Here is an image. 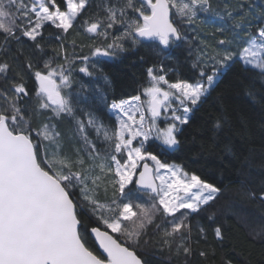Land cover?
Here are the masks:
<instances>
[{
	"label": "snow or ice",
	"instance_id": "1",
	"mask_svg": "<svg viewBox=\"0 0 264 264\" xmlns=\"http://www.w3.org/2000/svg\"><path fill=\"white\" fill-rule=\"evenodd\" d=\"M92 4L0 0V264H158L160 253L166 264H217L227 235L209 209L222 189L161 157L182 149L199 116L213 143L228 137L229 96L218 89L230 73L264 108V0H103V15ZM73 34L87 37L89 54H78ZM192 40L202 45L194 82L169 80L174 69L160 60L146 67L140 94L109 95L107 63L140 48L191 54ZM74 72L96 86L74 91ZM82 102L90 108L78 112ZM242 195L264 205V179L243 182ZM251 239L264 247V228Z\"/></svg>",
	"mask_w": 264,
	"mask_h": 264
},
{
	"label": "trees",
	"instance_id": "2",
	"mask_svg": "<svg viewBox=\"0 0 264 264\" xmlns=\"http://www.w3.org/2000/svg\"><path fill=\"white\" fill-rule=\"evenodd\" d=\"M252 2L259 3V0ZM102 8L103 0H93L90 11L92 13L99 11L100 15H103ZM181 27L187 29L189 26L181 25ZM197 31L209 43L213 42L208 29L200 27ZM45 35L47 36V33ZM186 35L191 38L197 33L187 31ZM69 39H75L78 45H82L78 49L79 55L89 54L91 44L86 36L73 34ZM102 41V37L96 38L97 44ZM12 47L15 49L16 45L13 44ZM199 48H202L200 41L192 40L191 54L188 46L185 45L181 49H172L170 59L157 57L148 49L140 48L135 53H129L125 58L107 63L104 66L105 71L113 81V91L109 95L119 101L140 94L141 86L146 83V67L160 60L174 69L168 73L169 80L175 81L179 77L194 82L196 73L192 68V62L196 59ZM140 56H144L145 60L140 61ZM73 75L77 81L73 85V90L76 92L79 91V83H83L86 87L96 86L89 78L78 72H74ZM219 91H225L229 96L228 112L234 127L228 137L213 143L211 133L202 130L203 117L199 116L191 127H186L182 137L184 141L182 149L161 158L169 163L183 164L189 171L198 173L203 179L217 184L222 189L218 199L212 202V207L209 209V212L216 213L217 223L224 226L227 235L224 244L217 251V264H221L222 258L231 259L233 264H264V247L260 246L259 240L253 242L251 239L255 232L264 228V205L242 195L243 182L251 179L253 185H258L264 179V167H262L264 166V127H261L264 123V108L260 103H253L242 87L236 86L232 73L218 89ZM87 95V92L81 94L82 101ZM81 108L88 110L90 102H82L78 105V112ZM241 120L246 121V129L241 126ZM103 121L111 126L112 120L107 114H104ZM57 124L62 133L71 134L73 126L67 120L57 121ZM227 140L231 141L232 151H228L225 147ZM150 150L156 151L154 146ZM245 158L248 160L247 164L243 163ZM207 215L208 213L202 214L199 220L210 228L211 222L207 220ZM195 223L196 220H193V224ZM151 258L158 261V264H166L165 253Z\"/></svg>",
	"mask_w": 264,
	"mask_h": 264
},
{
	"label": "rangeland",
	"instance_id": "3",
	"mask_svg": "<svg viewBox=\"0 0 264 264\" xmlns=\"http://www.w3.org/2000/svg\"><path fill=\"white\" fill-rule=\"evenodd\" d=\"M141 100H142V101L146 100V97L141 96ZM145 107H146V105H145ZM137 118H138V114H137ZM161 126H163V122H161ZM149 163H151V162H149ZM181 195H182V194H181Z\"/></svg>",
	"mask_w": 264,
	"mask_h": 264
}]
</instances>
